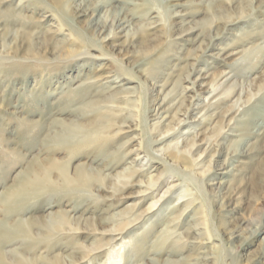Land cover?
<instances>
[{"label": "rangeland", "instance_id": "rangeland-1", "mask_svg": "<svg viewBox=\"0 0 264 264\" xmlns=\"http://www.w3.org/2000/svg\"><path fill=\"white\" fill-rule=\"evenodd\" d=\"M105 1L0 0V199L30 165L40 162L51 168L48 160L62 163L72 176L79 166L96 167L94 158L112 164L104 181L92 180L81 192L58 186L23 208L33 210L22 218L33 224L30 228L38 238L48 234L52 215L75 208L70 216L80 220V229L74 235L54 236L50 257L61 245L75 258L84 252L79 246L103 245L114 223L134 206V214L144 217L121 235L113 233L112 247L77 264H113L111 258L120 264H153L152 249L161 250L157 264H264V129H259L264 127V0H107V5ZM130 1V14L124 13L127 20L130 17V30L125 24L127 29L120 31L116 15ZM96 4H102L94 16L98 23L82 13L87 5ZM242 10L247 17L221 29L227 17L236 18ZM213 17L219 23L211 27ZM196 54L202 57L194 63ZM228 78L231 81L224 84ZM151 80L156 81L154 89ZM176 80L181 87L155 115V107ZM89 103L96 106L85 108ZM103 106L123 111L104 117L99 125L95 117ZM226 112L235 120L223 124L226 139L213 144ZM62 119L64 126L55 124ZM75 121L84 126L80 133L85 137L91 134L93 139L102 131L105 142L80 146L75 154L62 146L50 148L53 154L44 153L46 136L74 143ZM145 122L148 127L159 125L158 131L145 133ZM50 124L54 128L49 133ZM232 167L231 177L227 171ZM53 170L52 179L59 184ZM129 171H136L133 181L119 185L117 177ZM148 183L156 184L154 189ZM223 190L227 193L221 197ZM172 219L176 236L155 246L153 241ZM181 234L184 239L177 240ZM18 247L17 242L2 247L7 261Z\"/></svg>", "mask_w": 264, "mask_h": 264}, {"label": "bare ground", "instance_id": "bare-ground-1", "mask_svg": "<svg viewBox=\"0 0 264 264\" xmlns=\"http://www.w3.org/2000/svg\"><path fill=\"white\" fill-rule=\"evenodd\" d=\"M86 1V0H85ZM103 3H104V0H102ZM107 1V0H106ZM105 1V2H106ZM209 1V0H208ZM252 1V0H251ZM189 2V1H188ZM100 3V2H99ZM97 3V4H99ZM109 2H106V5L108 4ZM190 3V2H189ZM251 3V2H250ZM95 5L93 7H89L87 5V7L85 8V10L82 12L83 13V16H85L86 18L89 16L90 18H94L95 14H97V11H99V7H101V5ZM122 4V3H121ZM188 4V3H187ZM120 5V4H119ZM233 5V4H232ZM231 5V6H232ZM105 6V5H104ZM123 6V12L121 9H119V12L117 13V18H116V28H121L120 31H124L126 30L127 28V24L130 23V20L128 18L127 20V17L124 13H128L130 14V9H128V6H133V3L128 2L126 3V5L122 4ZM125 6V7H124ZM192 6V5H191ZM250 6V5H249ZM127 7V8H126ZM116 8V7H115ZM118 9V8H117ZM112 10V9H111ZM134 10V9H132ZM253 11V8L250 9ZM57 11V10H56ZM100 11H103V10H100ZM114 11V10H113ZM243 12V13H242ZM241 14H239L236 18H229L227 17V21L222 25L221 29L226 27V25H228V23H232L234 20H242L243 17H247L248 14H244V10H242ZM62 13V12H61ZM122 13V14H121ZM134 13V12H133ZM59 14V13H58ZM193 15V13H192ZM112 16V15H111ZM131 16V15H130ZM179 16V15H178ZM103 17V16H102ZM114 17V16H113ZM182 18V17H180ZM218 18V21L220 20L219 17ZM103 19V18H102ZM101 19V20H102ZM96 20V19H95ZM100 20V22H101ZM97 21V20H96ZM91 22V21H90ZM94 21H92L93 23ZM91 23V24H92ZM96 23V22H95ZM98 23V21H97ZM210 26H214L215 24H218L219 22H217V19H215L213 17V19L211 20V22H209ZM90 24V23H89ZM94 24V23H93ZM103 24V23H102ZM127 26H126V25ZM126 27H125V26ZM57 26V25H56ZM130 26V24H129ZM128 26V28H129ZM219 26V25H218ZM77 27V26H76ZM87 27V26H86ZM107 27V26H106ZM57 28V27H56ZM96 28V27H95ZM105 28V27H104ZM115 28V29H116ZM218 28V27H217ZM58 29V28H57ZM75 29V28H74ZM106 29V28H105ZM155 29V28H154ZM153 29V30H154ZM220 28L217 29L216 31H218V33L220 32L221 30ZM82 31L84 29H81ZM100 30V29H99ZM130 30V28L128 29ZM77 32V30H75ZM97 31V30H96ZM190 31V30H189ZM74 32V31H73ZM79 32V30H78ZM98 32V31H97ZM115 32V31H114ZM153 32V31H152ZM200 32V31H199ZM210 32V31H209ZM71 33V32H70ZM103 33V31H102ZM101 33V34H102ZM154 33V32H153ZM81 34V33H80ZM84 34V33H83ZM99 34V33H98ZM106 34V33H105ZM108 34V32H107ZM186 34V33H185ZM115 35V34H114ZM135 35V34H134ZM132 34V36H134ZM84 36V35H83ZM102 36V35H101ZM129 37H132L130 34L128 35ZM136 36H139V35H136ZM146 36V35H145ZM164 36V35H163ZM196 36H199V35H196ZM201 36H204V35H201L200 33V38ZM85 37V36H84ZM110 38V36H107V38H105L107 41L108 39ZM141 38V37H140ZM149 38V36L147 37V39ZM194 38V37H193ZM103 39V38H102ZM139 39V38H138ZM195 39V38H194ZM206 39V38H204ZM82 40V39H81ZM135 40V39H134ZM137 40V38H136ZM135 40V41H136ZM149 40V39H148ZM203 40V38H202ZM211 40V39H210ZM131 41V40H130ZM139 41V40H138ZM141 41V40H140ZM198 41V40H197ZM109 42V41H108ZM106 43V42H105ZM128 44V43H127ZM132 44V43H131ZM203 44V43H202ZM210 43L206 44L205 46L207 47L206 49H204V53L206 54L208 52V46H209ZM201 48V47H200ZM203 48V46H202ZM251 49V48H250ZM255 50V48H253ZM252 49V50H253ZM210 50V49H209ZM253 50V51H254ZM61 51V50H60ZM179 51V50H178ZM247 52V50L245 51ZM243 52V53H245ZM251 51H248L247 53H250ZM255 52V51H254ZM259 51H257L258 53ZM222 53V50H219L216 55H221ZM253 53V52H252ZM256 54V53H255ZM104 55V54H103ZM186 55V53H185ZM197 55V54H196ZM193 58V61L195 63V61H197L196 59H200L202 56H196ZM213 55V54H212ZM238 55V54H237ZM244 55V54H243ZM258 56V54H256ZM248 56V55H247ZM250 56V54H249ZM249 56H248V59H249ZM182 57V56H180ZM183 58V57H182ZM189 58V57H188ZM255 58V57H254ZM257 58V57H256ZM190 59V58H189ZM198 59V60H199ZM251 59V57H250ZM247 60V58H246ZM253 60V59H251ZM248 61V60H247ZM183 62V61H182ZM194 66V64H193ZM196 69V68H194ZM130 73V72H129ZM201 76V72H199V75L198 77ZM218 74H215L213 76V78L211 79V88H213V93H215L217 91V89H214L215 88V85H214V81L216 80ZM227 76V75H226ZM238 76V75H237ZM100 77V76H99ZM99 77L95 78L97 81L98 79H100ZM197 77V78H198ZM202 77V76H201ZM236 76H232L233 78V82L236 83V80L235 78ZM149 78V76L147 77ZM146 78V79H147ZM191 78V77H190ZM189 78V79H190ZM232 78H228L227 81H225L224 84H228L232 79ZM239 79V78H238ZM88 80H91L90 78H88L86 81ZM148 80V79H147ZM241 80V79H240ZM152 83L150 85V87H152L154 89V85L156 83V81L154 80H151ZM177 81V80H176ZM180 81V80H179ZM177 81L173 87L164 95V97H162V100H161V103L158 105V107L156 108L155 107V110L154 112L156 113L155 115H158L159 116V112L161 113V110H162V105H168L167 100L172 97V95L174 93H176V90L179 89V84ZM196 80H193V85L195 83ZM238 81V80H237ZM89 82V81H88ZM100 82V81H99ZM147 82V81H146ZM86 83V82H85ZM98 83V82H97ZM191 83V82H189ZM145 84V83H144ZM164 85V84H163ZM162 85V86H163ZM234 86V84H232ZM91 86V85H90ZM95 86V85H94ZM221 86V85H220ZM225 86V85H224ZM232 86V87H233ZM160 87V86H159ZM192 87V86H191ZM162 88V87H161ZM220 88V87H219ZM183 89V88H181ZM193 89V88H192ZM232 89V88H231ZM185 90V89H184ZM183 90V91H184ZM192 91V90H191ZM91 92V91H90ZM160 92V91H159ZM162 93V92H161ZM185 93V92H184ZM231 94V92L229 93V95ZM218 95V93L216 94ZM215 95V97H216ZM186 98V97H185ZM184 98V99H185ZM214 98V97H213ZM174 100V99H173ZM170 101V100H169ZM176 101V100H175ZM184 101V100H183ZM179 103H181V101H178ZM110 103V102H109ZM177 103V101H176ZM174 102V104H176ZM185 103V102H183ZM222 103V102H221ZM220 103V104H221ZM179 105H182V104H179ZM214 105V104H213ZM91 106H96L94 105V103H89L85 106V108H90ZM157 106V105H156ZM212 106V105H211ZM170 107V106H169ZM172 107V106H171ZM176 107V106H175ZM210 107V106H209ZM119 108V107H118ZM183 108V107H182ZM221 108V106H220ZM101 109H105L104 112L102 113ZM101 109H97V122L100 124H103V118L105 117L106 119L109 118V116H114L115 113H120L123 111H121V109H114L113 107L109 109V107H104L101 108ZM173 109V108H172ZM163 110H166L165 108ZM171 110V109H170ZM177 110V109H176ZM219 110V109H218ZM221 110V109H220ZM94 111V110H93ZM168 110H166L167 112ZM184 111V110H183ZM217 111V110H215ZM163 112V111H162ZM182 112V111H181ZM233 112V111H232ZM61 113V112H60ZM63 113V111H62ZM179 113H180V110H179ZM207 113V112H206ZM218 113V112H217ZM166 114V113H165ZM210 114V113H208ZM220 114V113H219ZM233 114V113H232ZM232 114H228L227 112L225 113V115H223L221 117V120H220V123H219V128H218V133L215 137V140L213 141V144H217L219 145L220 142H222L223 140H225L226 138V135H222V130H223V124L228 123V125H230V123L232 121L235 120V117L232 116ZM96 115V114H95ZM122 115V114H121ZM129 116V115H128ZM187 116V115H186ZM82 116H80L79 118H81ZM161 117V116H160ZM185 117V116H184ZM130 118V117H129ZM82 119V118H81ZM144 119V117H143ZM179 119V117L177 118ZM94 120V119H93ZM145 120V119H144ZM185 120V119H184ZM57 121L55 124H62L61 126H64V123H63V119L62 120H55ZM109 121V120H107ZM173 121V120H172ZM74 125H72V135L71 138L70 136V139H72L71 141L74 142V143H68L69 139L67 140L68 142H59L58 141H52V137L49 139L48 137L49 136H46L47 138L44 139V145H46L48 148L47 150L45 149L44 150V153L46 154H53L54 151H51L50 148H54V147H64V148H68L69 150H71V154H73L74 152L77 153V151H79L80 146L84 149L83 145H91L93 143H100L102 142V138L100 137L102 135V131L101 129L99 131H101L100 133L97 132V134H95V136L93 137V139L91 138V134L88 136V137H85L82 133H80L81 130H83V127L84 126H81L78 122H73ZM76 123V124H75ZM178 123H181V121H178ZM126 125V123H124ZM51 125V124H50ZM71 125V124H70ZM148 123L146 124V122L144 123V131L145 133H147L148 135H151V133L155 130L158 131V128H159V125L157 127H155V124L151 125L150 127L147 126ZM168 125V124H167ZM69 126V125H68ZM131 126V125H130ZM133 126V125H132ZM202 126V125H201ZM244 126V125H243ZM56 127V126H55ZM70 127V126H69ZM54 128L53 124L51 125L50 128H46L49 132L50 130H52ZM93 128V127H92ZM106 128V127H105ZM161 128V127H160ZM165 128V127H164ZM170 128V127H169ZM168 129H166L165 132H167ZM230 130L229 132H233V130L231 129V127H229ZM138 129V128H136ZM260 130H263L264 127L261 126L259 128ZM62 130V129H61ZM91 130V129H90ZM105 131V129H103ZM103 131V132H104ZM107 131V130H106ZM140 131V130H139ZM83 132V131H82ZM93 132H95V130H93ZM160 132V131H159ZM164 132V133H165ZM242 132V131H241ZM50 133V132H49ZM68 133V132H67ZM86 133V132H84ZM145 133L143 132V134L145 135ZM62 134V133H61ZM79 134L81 136H79ZM88 134V133H87ZM100 134V135H99ZM261 133H259L257 135V137L260 135ZM82 135L84 137H82ZM159 135V134H158ZM157 135V136H158ZM146 136V135H145ZM197 136V135H196ZM264 136V135H263ZM105 137V136H104ZM147 137V136H146ZM145 137V138H146ZM261 137V136H260ZM62 138V137H61ZM108 138V137H107ZM154 138V137H153ZM153 140V139H152ZM65 141V140H64ZM208 141V140H207ZM105 142V141H103ZM58 143V144H57ZM62 143V144H61ZM149 143V142H148ZM73 144V145H72ZM212 144V143H211ZM102 145V144H101ZM100 145V146H101ZM150 145V144H149ZM94 146V145H93ZM103 146V145H102ZM193 146V143L191 145V147ZM210 146V144H209ZM86 147V146H85ZM90 147V146H88ZM92 147V146H91ZM87 148V147H86ZM151 148V147H149ZM187 148V147H186ZM148 149V148H147ZM57 150V149H56ZM89 150V149H88ZM99 150V149H98ZM185 150H189L188 148L185 149ZM184 150V152H186ZM103 151V150H102ZM183 151V150H182ZM194 151V150H193ZM104 152V151H103ZM177 152V151H176ZM179 152V151H178ZM189 152V151H188ZM175 153V152H173ZM181 153V152H180ZM187 153V152H186ZM194 153V152H193ZM70 154V155H71ZM75 154V153H74ZM168 155V154H167ZM170 155V153H169ZM182 155V154H180ZM243 155V154H242ZM175 156V155H174ZM178 156V155H177ZM71 157V156H69ZM105 156H103L104 158ZM172 157V155H171ZM170 157V158H171ZM233 157V156H231ZM97 158V157H96ZM187 158V157H186ZM193 158V156H192ZM236 158V157H235ZM98 159V158H97ZM116 159V158H115ZM125 159V158H124ZM173 159V158H172ZM105 160H108L107 158ZM242 160V159H241ZM245 160V159H244ZM36 160H34L35 162ZM42 161V160H41ZM232 161V160H231ZM49 164L51 165V168H45V167H42V163H37V165H30V167L28 168V170L26 171L25 175L22 177L21 180H18L17 183H14L13 186H11L10 188H8L5 192L2 193V197L0 199V203L2 204L1 205V208H0V264H77L79 261L81 260H89L91 257V255L97 251L99 252L100 250L106 248V247H112V243H114L115 241V238L116 236L113 235V233H118L117 235H121L127 228H129L130 226L134 225L135 222H137L138 220H141L144 216L143 213H138V214H134V210H135V207H131L130 209H127L123 215L120 216V222L115 224L114 222V226L112 227V229L110 230V235L109 237L107 238L106 242L103 243V245L101 246H97V247H92V248H85V246H79L78 249L79 250H83L84 252L81 253V256L79 258H75V254L74 252H71L69 254H65V253H68L69 251L67 250V247H62V245L58 248V253L55 254L54 256H51L50 257V253L53 251L51 249V247H53L54 244H56V238H53L54 236H56L58 233H61V234H68V235H74L75 234V231H78L80 229L79 225H80V220H74L75 218H73V216H70V212L71 213H74L75 211V208H71L70 211H65V210H61L60 212H58V214L56 215H52L49 220H48V225H47V233L48 234H43L42 237L38 238V237H35L34 234L36 233H32V230H31V225L29 224V222L23 220V216L25 214V212H28L30 211L31 213L33 212V210H27L25 211L27 208L25 207L26 205H28L31 201H33L34 199H36V196L37 195H40V194H43V192H48L50 190H55L58 186L59 188L60 187H63L64 189H69V190H72V191H75V192H81V191H78V190H82V189H89V183L93 180V181H99V182H102L104 181L105 177H103V174L105 172H109L111 171L112 168L111 167V163H101V162H97L94 160L93 158V161L92 163L96 164V167L92 168H86L85 166H79L77 167V169L75 170L74 172V175H69V172H68V167L62 165V163L59 165V164H56L55 162H51L49 161ZM107 162V161H106ZM169 162V161H168ZM206 162V161H205ZM211 162V161H210ZM58 163V162H57ZM233 163H239V162H236V161H233ZM243 163V162H242ZM33 164V163H32ZM117 164V163H115ZM119 164V163H118ZM166 164V163H165ZM199 164V163H198ZM244 164V163H243ZM44 165V164H43ZM233 165V164H232ZM239 165V164H238ZM237 165V166H238ZM245 165V164H244ZM236 166V167H237ZM208 167L210 168V165L207 166V169ZM240 167V166H238ZM52 169H55V171L53 170V172H55L58 176V182H54L53 179H52ZM235 169V167H232L230 168L227 172L230 174V176L232 177L234 174L232 173L233 170ZM172 170V169H171ZM110 174V173H109ZM127 175H123L122 177L121 176H118L117 177V180H118V184L121 185V186H125V185H128V183L134 178L135 174H136V171H129L126 173ZM187 174V173H185ZM190 174V173H189ZM233 174V175H232ZM54 175V174H53ZM138 175V174H137ZM182 176V175H181ZM186 176V175H185ZM240 176V175H238ZM197 177V176H196ZM230 177V178H231ZM56 178V177H55ZM138 178V176H137ZM149 179H152V178H149ZM227 180V179H226ZM229 180V179H228ZM231 180H233L231 178ZM230 180V181H231ZM131 181V182H132ZM202 183V182H201ZM96 184V183H95ZM94 184V185H95ZM150 184V183H148ZM89 185V186H88ZM156 184H150L148 186L149 189H154ZM203 186V185H202ZM210 186V185H209ZM224 186V185H223ZM99 187V186H98ZM94 188V187H93ZM209 188V187H208ZM225 188V187H224ZM115 189L116 191L119 190L118 188V185L115 186ZM191 189V188H190ZM200 189V188H199ZM97 190V189H96ZM143 190V189H141ZM146 191V190H145ZM186 191V190H185ZM85 192V191H84ZM93 192V191H92ZM99 192V191H97ZM189 192V191H188ZM198 192V190H197ZM73 193V192H71ZM123 193V192H122ZM139 193V191H138ZM196 193V192H195ZM219 196L223 197L227 192L226 191H219ZM57 194V193H56ZM70 194V193H69ZM218 194V193H217ZM49 195V194H48ZM51 195V193H50ZM71 195V194H70ZM79 195V193L77 194ZM189 195V194H188ZM216 195V194H215ZM75 196V195H74ZM81 196V195H80ZM166 196V195H165ZM190 196V195H189ZM230 196V195H229ZM164 196H161V199H163ZM185 197L182 196L180 198H183ZM218 197V196H217ZM220 197V198H221ZM227 197V196H226ZM58 198V197H57ZM75 198V197H74ZM225 198V197H224ZM82 200V199H81ZM80 200V201H81ZM229 200V199H228ZM38 201V200H37ZM76 201V200H75ZM78 201V200H77ZM167 202V201H165ZM193 203V202H192ZM139 205V204H138ZM34 207V206H33ZM23 208H26V209H23ZM138 209V208H137ZM137 211V210H136ZM145 212V211H144ZM134 215H133V214ZM82 217V215L80 216ZM146 217V216H145ZM175 220L172 219V220H169L165 227L159 232V236H157V238L155 239L154 244L155 246L158 245L160 247H162V245H165L168 241L171 240V237H173L175 234H176V228L175 229H172L171 228V224L174 222ZM198 223V222H197ZM82 225V224H81ZM198 229V228H197ZM96 230V229H95ZM180 232V231H179ZM185 233V232H184ZM191 233V232H190ZM179 234V233H178ZM67 235V237H69ZM176 236V235H175ZM174 236V237H175ZM183 235L181 234L180 238L177 239V237L175 239L177 240H181V239H184V237H182ZM198 236V235H197ZM106 238V237H105ZM199 238V237H198ZM21 240V242H20ZM177 240L173 241L171 245L177 243ZM18 243L19 247L16 248L12 253H14L12 255L13 259L11 262L7 261L6 260V252L3 251V248L6 244H11V243ZM194 243V242H193ZM168 244V243H167ZM179 244V243H178ZM196 244H200V241L199 239L196 241ZM195 244V245H196ZM177 245V244H176ZM194 245V246H195ZM164 247V246H163ZM27 248H31V250L27 249ZM197 248V247H196ZM202 248V247H201ZM28 251H27V250ZM86 249V250H85ZM108 249V248H107ZM205 249V248H204ZM144 250V249H143ZM199 250V249H198ZM169 251V250H167ZM174 251V250H173ZM160 252L161 250L159 251H154L153 249L151 250L150 252V262H152L153 264H157V262L159 261V258H160ZM179 252V251H178ZM53 253V252H52ZM56 253V252H55ZM175 253V252H174ZM194 253V252H193ZM198 253V252H196ZM64 254L66 256H64ZM147 256V255H146ZM162 257V256H161ZM10 258V257H9ZM172 258V257H170ZM8 259V258H7ZM161 259V258H160ZM199 260H200V257H196L195 258V261H198L199 263ZM111 261L113 262V264H120L121 261L120 260H114L113 258H111ZM136 261V260H135ZM194 261V262H195ZM139 262V261H138ZM141 262V261H140ZM90 264V263H89Z\"/></svg>", "mask_w": 264, "mask_h": 264}]
</instances>
